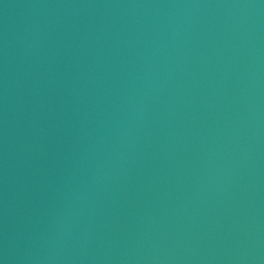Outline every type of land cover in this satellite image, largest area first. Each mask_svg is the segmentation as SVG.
<instances>
[{
  "label": "water",
  "instance_id": "obj_1",
  "mask_svg": "<svg viewBox=\"0 0 264 264\" xmlns=\"http://www.w3.org/2000/svg\"><path fill=\"white\" fill-rule=\"evenodd\" d=\"M0 264H264V0H0Z\"/></svg>",
  "mask_w": 264,
  "mask_h": 264
}]
</instances>
